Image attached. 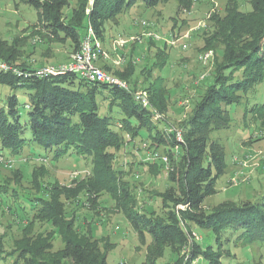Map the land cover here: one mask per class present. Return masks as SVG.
I'll use <instances>...</instances> for the list:
<instances>
[{
	"label": "trees",
	"instance_id": "1",
	"mask_svg": "<svg viewBox=\"0 0 264 264\" xmlns=\"http://www.w3.org/2000/svg\"><path fill=\"white\" fill-rule=\"evenodd\" d=\"M20 1L36 11L32 26L43 38L59 44L68 41L73 53L78 50L88 27L101 41L106 22L118 25L120 14L133 7L153 9L169 0H74V4L70 0ZM176 1L177 11H187L191 6V0ZM247 2L250 8L241 10L236 0H227L223 14L210 15L211 36L204 46L218 47L219 54L210 82L177 126L180 140L176 138L175 128L167 131L159 127V123L166 121L169 105V94L162 84L165 78L151 76L152 71L162 68L167 60L166 55L159 53V48L155 55L163 56L164 60L157 61L154 55L150 68L141 69L146 84L143 90L149 102L145 107L134 97L138 90L137 74L133 75L130 62L121 70L102 65L106 71L125 80L128 90L89 82L72 72L32 76V68L45 64L30 66L21 62L22 50L17 40L8 42L0 38V62L21 72L0 69V85L14 92L22 90L27 96V103H22L26 109L24 115L15 93L6 96L0 105L1 148L7 149L9 154L20 155L25 148L37 145L54 150L55 160L70 152L88 159L90 166L87 177L76 188L52 185L47 196L31 202L35 206L29 207L33 209L32 220H46L52 228L45 232L28 231L13 242L9 252L2 247L0 236V264H109L90 231H77L73 221L66 218L61 197L69 198L71 192L79 191L85 192L93 202L101 193L107 194L142 244L147 237L144 264H158L165 247L175 255L173 264H191L198 257L210 264H219L221 248L203 247L192 235L194 227L211 230L218 242L222 234L237 233L243 243L264 246V195L257 201L225 200L208 209L204 204L208 196L215 194V182L226 166L224 148L211 133L230 127L227 107L239 105L264 74V0ZM136 42L134 49V46L145 49L152 47L153 40L149 38L146 46ZM104 91L107 95H102V99L103 103L106 101L107 113L100 111L96 99ZM262 105L259 104L260 109ZM114 109L120 115L117 129L114 117L109 114L115 113ZM155 114L160 117L154 118ZM136 137L150 141V153H158L162 147L167 157L166 163L158 161L160 165H167L169 182L158 192V211L138 205L133 186L127 179L128 171L117 166V153L125 150ZM143 160H146L144 165L156 167V160H147L146 156ZM30 184L37 189L43 186L34 170ZM5 193L0 189V195ZM56 231L61 236L62 246L53 249Z\"/></svg>",
	"mask_w": 264,
	"mask_h": 264
},
{
	"label": "rangeland",
	"instance_id": "2",
	"mask_svg": "<svg viewBox=\"0 0 264 264\" xmlns=\"http://www.w3.org/2000/svg\"><path fill=\"white\" fill-rule=\"evenodd\" d=\"M226 1L191 0L187 11H177V1L169 0L153 9L133 7L120 14L118 25L110 21L105 23L103 39L99 41L110 58L100 59L98 64L108 65L112 70H121L130 62L134 68L133 75L137 74L138 90L144 91L146 86L141 69L150 68L157 48L161 51L159 53L166 55L165 65L154 69L151 75H161L165 78L162 84L169 94L166 121L159 123L160 128L167 131L169 128L176 129L179 122L187 116L192 102L210 82L219 48L209 45L206 48L204 43L211 36L210 15L223 14ZM70 2L74 4V0ZM236 3L241 10L250 8L247 0H236ZM140 20L148 21V28L142 27ZM35 21L36 11L26 3L20 0H0V38L8 42L17 40L22 50L21 62L30 66L70 62L72 53L69 42L59 44L46 40L37 28L32 26ZM143 29L157 33L159 39H151L152 47L142 49L134 46V49L135 40L130 38ZM119 34L128 42L114 52L112 40ZM170 36L175 40L172 44L165 41V38ZM140 38V45L146 46L149 38ZM183 44L186 46L183 47ZM205 53L211 55L204 62L200 57ZM116 55L124 57L122 65L113 62ZM155 56L157 61L164 60L161 55L160 58ZM236 75L239 77L241 72ZM130 81L133 84L132 79ZM13 93L17 95L21 104L20 111L24 115L26 109L23 104L27 103V96L22 90L14 92L0 85V105L6 96ZM102 93L96 99L100 111L107 113L106 101L103 103L102 99V95L107 94L105 91ZM259 104H263L262 109ZM227 110L231 117L230 127L211 133L212 138L218 140L224 148L226 166L215 182V194L208 196L204 201L207 209L225 200L236 203L245 200L257 201L264 195V74L261 82L243 96L239 105H229ZM109 114L114 117L113 123L117 129L119 113L115 110V113L112 111ZM161 150L162 147L158 150V156H165V152ZM150 152V141L146 137H136L129 141L125 150L117 153L116 162L117 166L128 171L127 179L133 186L138 205L142 209L155 208L158 211V192L169 183L165 168L167 165H160L159 159H155L154 168H150L148 163L144 165L146 160L143 158ZM0 155L10 159L11 163L7 166L0 162V189L6 191L0 195V236L3 239L2 247L5 252H9L14 246L13 242L25 233L45 232L52 228L46 220H32L33 209L31 211L29 207L35 206L31 202L48 194L52 185L76 188L77 184L87 177L90 166L88 159L70 152L55 160L54 150H46L37 145L25 148L20 155L9 154L7 149L0 146ZM32 170L36 171L43 185L38 189L30 184ZM70 196L61 197L66 218L73 221L77 231H90L109 264H144L147 237L142 244L107 194L101 193L94 202L88 200V195L83 191L71 192ZM192 235L203 247L211 245L214 249L221 248L223 253L219 264H264V246L260 243H243L242 239H238L237 233L222 234L219 242L211 230L194 227ZM61 246L62 239L56 231L53 249ZM225 251H228V254ZM174 260L175 255L169 247H165L158 264H173ZM191 264L210 263L198 257Z\"/></svg>",
	"mask_w": 264,
	"mask_h": 264
},
{
	"label": "built area",
	"instance_id": "3",
	"mask_svg": "<svg viewBox=\"0 0 264 264\" xmlns=\"http://www.w3.org/2000/svg\"><path fill=\"white\" fill-rule=\"evenodd\" d=\"M140 25L142 27H146L149 25V22L145 20H140ZM142 35H135L134 37L130 38L131 40L137 41L139 44L141 43V38H150V39H159L157 33H154L152 30L147 29V31L142 30ZM165 41L168 44L174 43L175 40L170 38H165ZM128 42L127 39L124 37L122 38L119 34L115 39L112 40V50L114 52L117 51L118 48L123 47ZM185 47L186 45H182ZM210 53H205L200 58L205 62L207 58L210 56ZM110 55L107 51H105L102 47L101 42L97 39L90 27L87 28L86 34L83 36L80 46L77 51L72 53V59L70 62L60 65H44L39 67H34L30 70V75L34 76H47L50 74H58L62 72H72L79 77L85 79L89 82H99L105 83L108 85H117L125 90L129 89V84L125 81L120 79L119 77L115 76L111 72L106 71L103 66L99 65L98 62L100 59L108 60ZM116 65H122L124 62V57L120 55H116V59L113 60ZM0 69L2 70H12V72L20 74L21 72L18 71L17 68H12L7 64L0 62ZM135 99L140 102L143 106H149L148 98L146 96L145 91L137 90L134 92ZM160 117L159 114H155L154 118ZM176 138L178 140L181 139V133L179 129H175ZM147 160H155L161 159L163 162H167L166 156H158L155 153H147L146 155ZM10 159L4 158V156L0 155V162L4 163V165L10 166L11 163L9 162Z\"/></svg>",
	"mask_w": 264,
	"mask_h": 264
}]
</instances>
